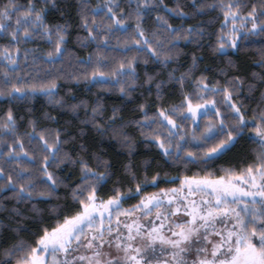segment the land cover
<instances>
[{"label": "snow or ice", "instance_id": "1", "mask_svg": "<svg viewBox=\"0 0 264 264\" xmlns=\"http://www.w3.org/2000/svg\"><path fill=\"white\" fill-rule=\"evenodd\" d=\"M191 4L186 12L179 0L174 7L128 0L126 8L119 0L95 7L89 0H0L7 42L0 97L30 100L40 92L51 109L37 116L29 108L24 116L8 108L0 116V264H264V52L255 62L260 71L250 74L229 58L215 69L223 83L209 78L211 66L197 75L195 53L181 71L177 41L200 44L205 30L170 23L218 8L223 22L212 51L222 53L239 47L242 31L264 34V0ZM113 39L125 50L119 60L108 53ZM36 40L51 46L45 56L53 67L71 57L74 70L18 87L20 60L37 62L36 49L20 46ZM69 43L95 45V52L80 57ZM104 93H118L120 104L109 106ZM169 93L179 102L166 103ZM187 121L194 126L188 140ZM137 136L159 150L163 164L135 159ZM242 140L253 146L250 158L214 167ZM113 142L125 159L103 147ZM190 165L200 171L161 175L164 166ZM113 178L105 198L100 193ZM128 200L136 203L125 207Z\"/></svg>", "mask_w": 264, "mask_h": 264}, {"label": "trees", "instance_id": "2", "mask_svg": "<svg viewBox=\"0 0 264 264\" xmlns=\"http://www.w3.org/2000/svg\"><path fill=\"white\" fill-rule=\"evenodd\" d=\"M21 3L24 2V0H20ZM90 4L95 7L96 5H103L106 0H89ZM181 6L184 8V11L191 12L192 11V4L191 0H179ZM216 0H197V3H204V4H213ZM248 3H253L255 0H246ZM119 3H121L122 6L125 8L127 7L128 0H119ZM164 3L167 4L169 7H174L176 0H164ZM70 15H74L75 8L74 5L69 8ZM163 14V12H161ZM155 13H153V16ZM50 20L58 19L57 16L53 15L49 17ZM223 22V15L220 13L218 8H205L204 11L198 13L195 18H192L191 16L188 17H172L170 20V23H172L174 26L183 23L185 27L188 25H199L204 28L205 35L204 38L200 41V44H194L189 42H185L183 40L177 41V44L180 49L183 50V55L181 57V71L185 70V68L191 64V54L195 53L198 57L201 58L200 64H199V71L197 72V75H199L200 71H203L206 66H211L212 71H209L207 75L210 79H218L221 83L224 82V77L218 76L215 72V69L220 67H225L227 64L228 59L230 58L233 60L240 68L247 74H250L251 72H259L260 68L256 61H259L261 59V53L264 52V34L252 33L249 32L245 35L240 36V38L237 40L238 48H235L234 50L230 47L225 46L224 51L222 53H213L212 48L216 46L217 44V36L220 34L221 25ZM128 23H134V21H128ZM152 22H150L146 27H152ZM248 28H251V24L249 23L247 25ZM227 31V29H225ZM82 35L84 33H81ZM117 36L123 40L124 34L123 33H117ZM6 41L4 39H0V47H3L6 45ZM111 44L113 46L117 45L116 39H113L111 41ZM69 48L74 51L77 55L80 57H87L89 52H95V45H92L88 48H78L74 43H69ZM22 49L28 48V49H36L35 55L37 56V62L35 65L32 63V57L29 56V59L25 62L22 59L19 62V66L15 69L16 76L19 77V80H13V83L17 84L18 87L24 88L28 84L35 83L39 85V83L46 78L53 77L60 74V71L63 70L64 72L73 71L74 69L69 67V61H71V57H68L63 66H61L59 60H57L55 67H53L46 59L45 54L51 50V46L44 40H36V41H29L27 43H24L20 46ZM124 49H122L120 46L115 47V51L112 50V48L108 49V53L110 56L115 57L116 60H119L122 58V55L124 54ZM134 54V53H129ZM174 66V65H173ZM149 67H154L152 65H149ZM5 70V62L0 60V88L4 87V80H3V71ZM11 70V69H9ZM59 84H63L64 81L60 80L58 81ZM78 93L82 94L84 92V85L81 84L78 89H76ZM187 91L192 90L191 84L187 86ZM97 92V89H93V93ZM63 91H61V95H63ZM105 100L107 104L110 106L112 104L119 105L121 102V97L118 93H104ZM179 95H172L169 93V95L166 97V103H178L179 102ZM219 100V97L216 98ZM139 102V101H138ZM133 105L127 104L125 107L124 115L126 118H131L134 114L129 111ZM11 108L16 115H24L26 116L27 110L33 109L35 114L38 116L45 110H51L50 106L47 104V98L40 92H37L35 94V97L30 100H19L10 101L6 97H0V116L3 115V113L8 109ZM55 114V113H53ZM192 126V123L190 121L185 122L184 127L182 129V132H189L190 127ZM24 127L22 126L19 129L20 133H23ZM186 136V140L189 139V137ZM138 140V147H137V154L135 156V159L139 162L141 160H144L146 158L152 157L154 158L159 164H163V160L161 159V155L158 149H156L154 146L148 144L146 146L145 143H139V137L137 136ZM103 147L109 151L110 154H112V158L123 160L126 157L123 155H116L117 152V146L113 142L110 146L108 143H104ZM253 147L249 143H247L246 140H242L239 145H237L236 148L232 149V151L228 152L226 155H223L220 159L216 160L214 167H219L220 165L227 166L229 163L238 162L244 158H250L249 149ZM190 151H195L196 146L191 144L189 146ZM155 165H153V168L155 169ZM200 171L199 168L196 166H189L187 170H184L182 167L177 166H164L161 169V175L165 172H167L171 176H176L178 173L181 175H192L195 172ZM151 170L149 171V175H151ZM115 182V178H113V181H110L108 185L105 186V188L100 193L101 195H104L105 198L109 194V190L112 187V184ZM160 187H175V184H165L160 183ZM156 187L148 186L146 188V191L149 192L152 189H155ZM63 195V192L60 193ZM58 201H52L53 204L57 203ZM63 202V201H59ZM136 203V200H128L125 203V207H127L129 204ZM40 207H46V205H39ZM6 236L9 234H5ZM26 239H31V237H28L26 235Z\"/></svg>", "mask_w": 264, "mask_h": 264}, {"label": "rangeland", "instance_id": "3", "mask_svg": "<svg viewBox=\"0 0 264 264\" xmlns=\"http://www.w3.org/2000/svg\"><path fill=\"white\" fill-rule=\"evenodd\" d=\"M243 31L239 34V37L241 36V35H243ZM231 48V47H230ZM226 49V48H225ZM231 49H233L234 50V48H231ZM193 125L190 127V131L188 132V134H189V139H190V134H191V132H192V129H193ZM187 137V138H188ZM186 139V138H185ZM181 144L183 145L184 144V141H181ZM192 145L194 144L195 146L197 145V142L196 141H192V143H191ZM161 188H166V187H161ZM155 191H158V189L157 188H155V189H152V190H150L149 192H155Z\"/></svg>", "mask_w": 264, "mask_h": 264}]
</instances>
